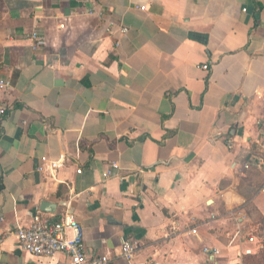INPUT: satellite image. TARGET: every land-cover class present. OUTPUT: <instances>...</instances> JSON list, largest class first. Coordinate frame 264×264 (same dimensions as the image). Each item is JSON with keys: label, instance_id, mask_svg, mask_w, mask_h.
<instances>
[{"label": "crops", "instance_id": "crops-1", "mask_svg": "<svg viewBox=\"0 0 264 264\" xmlns=\"http://www.w3.org/2000/svg\"><path fill=\"white\" fill-rule=\"evenodd\" d=\"M94 1L0 0V264H66L10 232L67 211L108 264H237L233 232L264 217V169L243 167L264 142V0ZM62 154L57 181L37 170Z\"/></svg>", "mask_w": 264, "mask_h": 264}, {"label": "built area", "instance_id": "built-area-1", "mask_svg": "<svg viewBox=\"0 0 264 264\" xmlns=\"http://www.w3.org/2000/svg\"><path fill=\"white\" fill-rule=\"evenodd\" d=\"M87 7L88 12L95 11L94 0H79ZM245 10V9H244ZM117 27V28H116ZM116 28V29H115ZM107 30H117L120 34H125L128 28L122 24L110 22ZM31 41L33 49H38L44 45V39L36 32H32L27 36ZM206 69L207 65H202ZM10 82L3 77L0 72V90L7 91L10 89ZM5 114V107L0 105V117ZM231 141L227 140V146L231 147ZM66 157L64 154L57 160L42 159V164L37 167L41 173H45L51 180L57 181V171L62 167ZM243 167L254 168L258 170L264 169V142L259 148L243 162ZM111 169H117L116 163L111 164ZM111 169L104 172L103 177L111 176ZM79 173L80 170H77ZM192 234H197L196 229H191ZM17 243L23 251L34 255H54L55 253H63L68 258L66 264H108L109 256L105 254L88 255L84 244V234L81 224L68 211L64 213L59 220H49V218L41 217L40 213H34L26 222L16 221L12 232ZM6 234L0 236V243ZM236 245L240 250L241 258L237 264H242V256L245 254L254 255L263 248L262 240L254 233L243 234L242 229L237 227L233 232L228 243ZM120 255L130 261L135 255L137 245L129 238H125L120 244ZM204 252L210 254H219L216 248L210 249L205 247ZM140 264H153L151 261H145Z\"/></svg>", "mask_w": 264, "mask_h": 264}, {"label": "trees", "instance_id": "trees-1", "mask_svg": "<svg viewBox=\"0 0 264 264\" xmlns=\"http://www.w3.org/2000/svg\"><path fill=\"white\" fill-rule=\"evenodd\" d=\"M260 220H264L262 217ZM264 229V228H263ZM263 243V248L260 252L254 255L245 254L242 256V264H264V235L256 234Z\"/></svg>", "mask_w": 264, "mask_h": 264}, {"label": "rangeland", "instance_id": "rangeland-1", "mask_svg": "<svg viewBox=\"0 0 264 264\" xmlns=\"http://www.w3.org/2000/svg\"><path fill=\"white\" fill-rule=\"evenodd\" d=\"M261 218H259L258 220H253L251 222H249L248 224V228L249 226L252 228L251 232L254 234H261L264 235V220H260Z\"/></svg>", "mask_w": 264, "mask_h": 264}, {"label": "water", "instance_id": "water-1", "mask_svg": "<svg viewBox=\"0 0 264 264\" xmlns=\"http://www.w3.org/2000/svg\"><path fill=\"white\" fill-rule=\"evenodd\" d=\"M43 204H48L46 201L43 202ZM46 206V205H45ZM48 207H50V205H47ZM46 206V207H47ZM41 210H45V211H52L51 209L49 208H45V209H41Z\"/></svg>", "mask_w": 264, "mask_h": 264}]
</instances>
